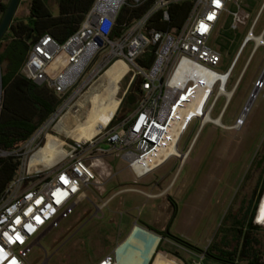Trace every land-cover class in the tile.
Listing matches in <instances>:
<instances>
[{"label":"built area","instance_id":"obj_1","mask_svg":"<svg viewBox=\"0 0 264 264\" xmlns=\"http://www.w3.org/2000/svg\"><path fill=\"white\" fill-rule=\"evenodd\" d=\"M145 1L92 0L76 29L63 41H56L44 33L29 45L19 73L61 97L60 103L66 100L73 87L84 85L89 73L97 72L100 65L107 66L113 59L120 58L128 65L129 80H137L133 89L134 108L112 125L111 117L103 134L98 133L85 141L65 143L63 157L43 168L45 173L28 185L22 184L24 176L20 173L39 146L26 159L19 157L16 174L0 193V264H26L22 255L36 245L70 207L86 198L84 189L89 184L97 183L94 169L101 165L100 155L113 153L121 157L136 180L169 157L176 158L179 166L204 123L224 128L220 118L230 98L226 94L229 88L225 86L244 45L252 43L237 82L256 48L252 36L258 34L262 37L264 24L256 34L252 30L264 0L222 72L212 69L221 58L206 40L219 16L227 14L231 8V27L245 23L247 14L239 9L237 0H189V10L180 26L165 31L145 29L146 20L155 12L161 20L168 19L167 4L170 0H151L138 18L130 23H121L115 32V19L121 6L136 7ZM149 46L153 47L152 59L144 66L136 59ZM101 48L105 51L98 61L100 63L86 72ZM219 97L223 98L222 103L215 116L211 117ZM191 121L198 122L197 130L185 149L179 151L177 142ZM37 134L32 132L22 142L26 151L32 142L38 143ZM99 142L106 143L108 148L99 149ZM42 170L37 169L36 173ZM119 191H114L95 205L96 209L100 210ZM263 191L264 186L260 196ZM117 246L98 257L94 264H117Z\"/></svg>","mask_w":264,"mask_h":264},{"label":"rangeland","instance_id":"obj_2","mask_svg":"<svg viewBox=\"0 0 264 264\" xmlns=\"http://www.w3.org/2000/svg\"><path fill=\"white\" fill-rule=\"evenodd\" d=\"M6 1L0 0V2ZM42 1L51 15L57 13L56 0ZM237 1L239 9L247 14L245 23H238L231 27L229 13L233 9L231 8L227 14L219 16L206 40V43L214 48L221 58L220 63L212 67L217 72H222L228 65L251 18L262 2V0ZM28 4L29 0H19L9 23L24 21L28 14ZM263 24L264 5L252 33L256 34ZM7 38L8 35L1 40V43H4ZM261 38L264 42V32ZM251 45V42H247L242 48L231 70L230 80L225 86L226 89L232 90V94L220 118L224 125L234 123L243 106L256 90L249 110L238 127L221 128L209 122L204 123L179 166H177L176 158L169 157L150 173L136 180L121 157L114 156L113 153L100 155L101 165L94 169L97 183L89 184L84 189L86 198L80 199L70 207L65 215L38 239L37 244L32 245L22 255L25 263L42 264L46 257L44 264H94L98 257L122 243L135 224L157 237L156 243L159 240V248L155 252H161L178 264H194V262L235 264V261H221L215 248L229 249L233 244L230 228L238 224L232 222L244 214L236 208L237 200L249 190L255 177L262 175L264 170V162L255 164L262 153L260 140L264 134V77L261 78L264 66V45L255 46L237 82V76L241 72ZM253 45H255L254 40ZM104 51L105 48H101L96 53L86 72L96 63H100L98 61ZM109 64L98 66L97 72H91L86 76L83 86L73 87L68 92L66 100L60 103L33 131V134L38 132L37 144L32 142L28 151L22 143L11 152L0 150V157L12 154L17 156L18 160L23 156L26 159L36 146L44 144L46 137L50 134L55 135L65 149V143L72 140L74 136L56 133V121L67 113L69 116L76 115L82 120L87 113L89 101H97V98L91 94L103 82H106L111 90L118 89L116 97L120 99L124 96L113 115V107L116 103L107 106L101 122L107 124L112 116L110 124L112 125L125 113L131 111L134 108L133 99L135 98L133 89L137 84H130L128 91L122 94L129 82L130 72L124 75L127 69L120 64V67L107 77L105 71ZM101 95L105 98L108 91L103 89ZM222 100L223 98L219 97L216 101L211 117L217 113ZM93 110L94 105H90V111L93 112ZM91 119L90 115L84 121L88 123ZM197 126V121H191L181 134L177 142L179 151L185 149ZM107 128L108 124L100 130L99 135L103 134ZM97 146L102 150L108 148L104 142L97 143ZM37 169L43 168L40 165L35 167L26 165L23 168L20 173L24 176L23 185L35 182L45 173L44 170L36 173ZM117 190L121 191L111 196L100 210L96 209L95 205ZM172 208L174 214L171 217ZM169 218L171 220L167 226V232L181 238L196 249L184 247L145 227V225H151L162 230ZM255 224L264 228L262 224ZM129 228H131L130 231H128ZM255 237L258 242L255 247L256 253L262 259L264 229L258 228ZM236 260L238 264L244 263L242 259Z\"/></svg>","mask_w":264,"mask_h":264},{"label":"trees","instance_id":"obj_3","mask_svg":"<svg viewBox=\"0 0 264 264\" xmlns=\"http://www.w3.org/2000/svg\"><path fill=\"white\" fill-rule=\"evenodd\" d=\"M92 0H56L57 13L51 15L44 5L42 0H29L28 14L24 21H18L15 24H8L7 30L0 39V150L11 152L16 146L22 143L28 136L56 109L61 102V97H58L51 90L43 85H36L24 78L19 73V68L26 55L29 45L41 34L47 33L56 41H63L70 33H72L82 19L83 14L90 6ZM6 2H0V15L3 11ZM151 0H147L136 7L121 6L115 22V32L120 29L121 23H130L138 18L150 5ZM189 0H170L167 4L168 19L163 21L159 14L155 12L145 22L146 28L165 31L170 28H178L184 20L189 10ZM8 35L7 40L1 43V40ZM153 47L149 46L142 55L137 58V62L147 66L152 59ZM2 65V66H1ZM120 64L115 63L114 66L108 68L105 73L111 76ZM126 67H124L125 69ZM127 70H123L124 75ZM123 75V76H124ZM122 76V77H123ZM121 77V78H122ZM120 78V79H121ZM132 83L137 84V80L133 79ZM103 89L108 91V95L103 98L101 93ZM117 90L108 88L106 82L96 87V90L91 94L95 96L97 101H89L88 109L85 117L80 120L76 115L73 118L76 120L72 126H68L62 122V116L56 123L55 129L58 133L64 135H73L75 138L86 140L102 128L103 123L101 118L103 112L109 104L119 99L116 97ZM90 105H94L93 112L90 111ZM92 116L90 122L86 123L84 119ZM73 118L69 119L72 123ZM111 124V123H110ZM57 142V141H54ZM58 143V148L51 151V146H47L42 150L43 153H49L51 157L59 149L62 144ZM261 155L256 160L255 164L264 162V134L260 140ZM19 160L17 156L8 154L0 157V193L5 185L16 174ZM257 179L259 186L258 196L264 186V170ZM258 201V199H257ZM256 201V202H257ZM256 203L250 213H244L241 218H235L230 230L232 231L231 240L233 244L229 249L215 248L218 251V257L221 261H235L237 258L243 260V264H264V257L260 259L256 253L257 239L255 237L256 230L264 229L253 223V215ZM174 214V209L171 210V217ZM170 217V218H171ZM168 219L165 228L167 229L171 219ZM151 231L160 234L161 237H167L174 242L188 248L196 247L190 245L181 238L164 233L163 229H156L151 225H145ZM159 248V240L156 243L147 264H178L173 259L166 257L161 252H155ZM206 251V250H205Z\"/></svg>","mask_w":264,"mask_h":264},{"label":"bare ground","instance_id":"obj_4","mask_svg":"<svg viewBox=\"0 0 264 264\" xmlns=\"http://www.w3.org/2000/svg\"><path fill=\"white\" fill-rule=\"evenodd\" d=\"M252 39L254 40V44H255L254 46H258L259 44L262 43L261 36H252ZM115 63L121 64V66L128 68V65H126V63L124 61H122L120 58H115L111 61V63L109 64V66L106 69L114 66ZM263 77H264V70H263L262 75H261V78H263ZM226 94H227V96L230 97L232 94V90L226 91ZM255 94H256V90H254L253 94L249 97V99L247 100V102L243 106L242 110L240 111V113L237 117V121H235L231 125H224V128H236L242 123V120L244 119L246 113L248 112L250 104H251ZM113 103H116V104L113 107L114 109H113L112 115H113L114 111L118 108L120 100L114 101ZM111 117H110V119H111ZM71 118H73V115H70V116L65 115V117H63V119H62V122L71 127L72 124H74L76 122V120L73 118L72 123H69L68 120ZM109 120H108V122H109ZM106 125L107 124H103L102 128ZM102 128H100L91 137L98 134ZM56 133H58V132H56ZM66 136H69V135H66ZM90 138H88V139H90ZM72 140L85 141L83 139L75 138V137H73ZM54 141L61 143L60 140H58V138L55 135L50 134L49 137H46L44 144L42 146L40 145L29 156L28 164H27L28 167H35L36 165H40L42 168H46V167L54 164L61 157H63V155L65 154L64 149H59L55 153H53L51 157H48L49 153L51 151L58 148V143L54 142ZM47 144H49L51 146L50 152L43 153L42 150L47 146ZM57 155H59V157L56 158ZM180 156L181 155L179 154V157ZM182 159H183V156H182ZM149 196H153V195H149ZM253 221L255 223H259V224H262L264 226V191L259 198ZM156 241H157V237L155 235H153L150 232L145 231L144 229L140 228L137 225H134L132 227L131 231L128 233V235L124 238L122 243H120L117 246V249H116L117 264H145V262H148V260L150 258V255H151V253H152V251L156 245Z\"/></svg>","mask_w":264,"mask_h":264},{"label":"water","instance_id":"obj_5","mask_svg":"<svg viewBox=\"0 0 264 264\" xmlns=\"http://www.w3.org/2000/svg\"><path fill=\"white\" fill-rule=\"evenodd\" d=\"M18 1L19 0H7L6 3H5V6L3 8V11H2V13L0 15V38H1V36L3 35V33L5 32V30L8 27V24H9L10 19H11L12 15H13V13L15 11V8H16V5H17ZM262 70H264V66H263ZM259 79H261L260 76H259ZM132 80H133L132 78L129 80L126 88L124 89L123 94H125L128 91V88H129ZM123 96H121V98L119 99L120 102L122 101ZM133 101H134V99H133ZM258 201H259V199H258ZM257 204H256V207H255V210H254V214H255V211H256V208H257ZM253 218H254V215H253ZM163 232L164 233H167V229L165 227L163 229ZM44 258H46V257H44Z\"/></svg>","mask_w":264,"mask_h":264},{"label":"flooded vegetation","instance_id":"obj_6","mask_svg":"<svg viewBox=\"0 0 264 264\" xmlns=\"http://www.w3.org/2000/svg\"><path fill=\"white\" fill-rule=\"evenodd\" d=\"M257 179L258 175L255 177L249 190L238 198L236 208L240 213H250L255 203L257 204L256 201L259 199Z\"/></svg>","mask_w":264,"mask_h":264},{"label":"crops","instance_id":"obj_7","mask_svg":"<svg viewBox=\"0 0 264 264\" xmlns=\"http://www.w3.org/2000/svg\"><path fill=\"white\" fill-rule=\"evenodd\" d=\"M133 191H135V190H133ZM138 192H139V191H138ZM130 227H131V226H130ZM130 229H131V228H129V230H128V231H130Z\"/></svg>","mask_w":264,"mask_h":264}]
</instances>
